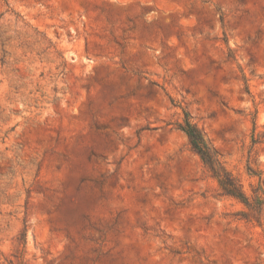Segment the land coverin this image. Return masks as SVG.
Wrapping results in <instances>:
<instances>
[{
    "label": "rangeland",
    "instance_id": "1",
    "mask_svg": "<svg viewBox=\"0 0 264 264\" xmlns=\"http://www.w3.org/2000/svg\"><path fill=\"white\" fill-rule=\"evenodd\" d=\"M0 264H264V0H0Z\"/></svg>",
    "mask_w": 264,
    "mask_h": 264
},
{
    "label": "trees",
    "instance_id": "2",
    "mask_svg": "<svg viewBox=\"0 0 264 264\" xmlns=\"http://www.w3.org/2000/svg\"><path fill=\"white\" fill-rule=\"evenodd\" d=\"M184 116V123L177 124V129L186 136L190 149L199 156L203 164L211 171L213 176L218 179L219 186L222 190L221 195L237 200L246 206L251 212V220L259 224L262 205L260 196L256 195V201L254 203L249 201L241 185L220 165L216 153L208 147L201 131L189 121L187 114Z\"/></svg>",
    "mask_w": 264,
    "mask_h": 264
}]
</instances>
